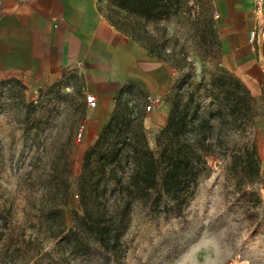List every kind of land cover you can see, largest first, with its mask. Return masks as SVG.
<instances>
[{
  "label": "rangeland",
  "instance_id": "1",
  "mask_svg": "<svg viewBox=\"0 0 264 264\" xmlns=\"http://www.w3.org/2000/svg\"><path fill=\"white\" fill-rule=\"evenodd\" d=\"M138 9L117 2L103 14L118 31L164 61L175 82H183V100L195 93L208 115L215 109L210 106L212 78L226 72L211 0H161L151 13ZM254 50L262 80L233 73L254 98L247 116L232 117L225 108L222 117L212 120L219 140L207 155L209 170L198 180L182 216L135 205L122 237L126 252L118 264H264V126L258 125V118H264V43L255 44ZM84 87L74 76L29 84L22 77L0 80V264H107L57 247L51 232L64 215L51 219L39 212L44 199L47 209L65 210L69 227L73 214L83 212L78 178L83 156L98 138L90 142L95 126L84 123L99 108L88 106ZM139 89L119 98L121 108L131 114L142 106ZM118 95L105 109H116ZM151 106L150 113L153 102ZM144 127L150 147L157 151L162 127ZM253 142L260 174L253 186L241 187L244 192L236 188L229 166L233 152ZM65 178L72 193L67 206ZM48 192L55 199L47 201Z\"/></svg>",
  "mask_w": 264,
  "mask_h": 264
},
{
  "label": "trees",
  "instance_id": "2",
  "mask_svg": "<svg viewBox=\"0 0 264 264\" xmlns=\"http://www.w3.org/2000/svg\"><path fill=\"white\" fill-rule=\"evenodd\" d=\"M160 1L125 0L122 5L151 13ZM182 86L183 82H175L168 97L171 108L156 139L157 151L150 147L144 127L145 92L139 89L142 106L131 114L121 108L119 98L132 93L138 85L129 84L119 91L116 109L83 156L77 183L83 212L73 214V227L67 224L65 210L58 206L47 209L42 199V217L55 219L64 215V221L51 232L57 247L73 255L118 264L126 252L122 237L135 205L142 210L183 215L198 180L209 170L207 155L213 154L219 140L212 120L222 117L225 108L232 117L247 116L254 98L233 73L226 71L212 78L210 106L215 109L207 115L202 113L201 100L195 93L183 100ZM255 142L245 143L231 156L229 171L237 178L238 190L253 186L259 177L260 156ZM70 172L69 169L67 174ZM243 190L246 192V188ZM44 195L47 201L55 199L49 192ZM71 198L70 183L65 178L64 206Z\"/></svg>",
  "mask_w": 264,
  "mask_h": 264
},
{
  "label": "crops",
  "instance_id": "3",
  "mask_svg": "<svg viewBox=\"0 0 264 264\" xmlns=\"http://www.w3.org/2000/svg\"><path fill=\"white\" fill-rule=\"evenodd\" d=\"M122 1L0 0V80L22 77L29 84L67 76L82 79L86 96H94L99 107L84 123L95 126L90 142L111 116L105 105L122 88L137 84L154 104L152 113L146 111L144 126L163 128L175 76L164 61L106 19L103 9ZM211 5L222 68L260 82L263 70L248 42L250 31L264 24L254 0H211ZM258 120L264 126V118Z\"/></svg>",
  "mask_w": 264,
  "mask_h": 264
},
{
  "label": "built area",
  "instance_id": "4",
  "mask_svg": "<svg viewBox=\"0 0 264 264\" xmlns=\"http://www.w3.org/2000/svg\"><path fill=\"white\" fill-rule=\"evenodd\" d=\"M254 2H255L256 14L259 17H264V0H254ZM248 42L250 45L264 43V24H262L257 29L250 31V33L248 35ZM86 102L90 108H96L97 107V100L94 96H90V95L86 96ZM147 102L148 103L146 106V111L150 112L152 109L151 98H148ZM81 137H82V131L79 134V138H81Z\"/></svg>",
  "mask_w": 264,
  "mask_h": 264
}]
</instances>
